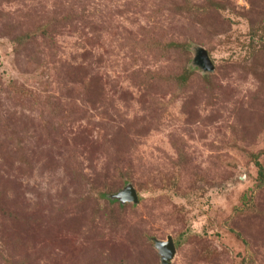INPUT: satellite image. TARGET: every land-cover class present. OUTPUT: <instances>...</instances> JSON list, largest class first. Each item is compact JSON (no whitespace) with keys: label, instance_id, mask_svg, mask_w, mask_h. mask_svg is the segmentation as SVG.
Here are the masks:
<instances>
[{"label":"rangeland","instance_id":"obj_1","mask_svg":"<svg viewBox=\"0 0 264 264\" xmlns=\"http://www.w3.org/2000/svg\"><path fill=\"white\" fill-rule=\"evenodd\" d=\"M257 154L264 0H0V264H264Z\"/></svg>","mask_w":264,"mask_h":264},{"label":"water","instance_id":"obj_2","mask_svg":"<svg viewBox=\"0 0 264 264\" xmlns=\"http://www.w3.org/2000/svg\"><path fill=\"white\" fill-rule=\"evenodd\" d=\"M194 64L206 72H214V66L208 56L207 51L202 48L195 50ZM114 201L120 202L121 205L137 204L139 201L138 193L131 184L126 185L120 192L110 197ZM155 247L160 256L161 264H171L176 256V249L171 237L167 241L155 240Z\"/></svg>","mask_w":264,"mask_h":264},{"label":"trees","instance_id":"obj_3","mask_svg":"<svg viewBox=\"0 0 264 264\" xmlns=\"http://www.w3.org/2000/svg\"><path fill=\"white\" fill-rule=\"evenodd\" d=\"M189 4V3H188ZM194 10H198L199 13H202V10L198 7H195ZM154 45L160 47V49L163 48V44L162 42H156L154 43ZM173 45H176V44H173ZM189 73H191L190 70H188ZM188 79H189V76L187 74H183L179 77V82L183 85V84H186L188 82ZM254 159V165L255 167L257 168L258 170V176H259V181H260V185H264V167L263 165L260 163V160H259V154L257 155H253ZM127 184V182L125 183V185ZM244 199H246V197H244ZM115 203H118V202H115ZM121 206V205H120Z\"/></svg>","mask_w":264,"mask_h":264}]
</instances>
